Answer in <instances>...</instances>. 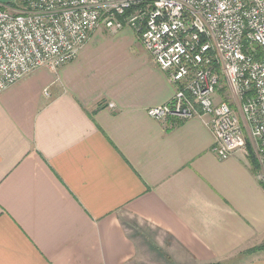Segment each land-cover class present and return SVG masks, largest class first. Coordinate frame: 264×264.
I'll return each instance as SVG.
<instances>
[{"label": "crops", "instance_id": "crops-1", "mask_svg": "<svg viewBox=\"0 0 264 264\" xmlns=\"http://www.w3.org/2000/svg\"><path fill=\"white\" fill-rule=\"evenodd\" d=\"M176 88L125 26L1 93L0 264H144L160 242L187 264H264L249 155L221 159L205 116L147 114Z\"/></svg>", "mask_w": 264, "mask_h": 264}, {"label": "built area", "instance_id": "built-area-1", "mask_svg": "<svg viewBox=\"0 0 264 264\" xmlns=\"http://www.w3.org/2000/svg\"><path fill=\"white\" fill-rule=\"evenodd\" d=\"M12 1L0 3V94L39 68L56 72L74 60L98 28L129 26L177 85L147 114L207 117L221 159L249 155L251 136L264 185V0Z\"/></svg>", "mask_w": 264, "mask_h": 264}, {"label": "rangeland", "instance_id": "rangeland-1", "mask_svg": "<svg viewBox=\"0 0 264 264\" xmlns=\"http://www.w3.org/2000/svg\"><path fill=\"white\" fill-rule=\"evenodd\" d=\"M226 96L230 100L232 99V95L230 93L226 92ZM246 138H247V143L249 146V150H248L249 157L251 156L252 158H255V160L258 163V160L256 158V153H255L254 139H252V137L249 135ZM159 239L162 240V237L160 236ZM157 244H158V247L151 250V254L155 256L149 257V259L147 258L144 264H150L151 261L153 264H187L186 262L183 261V258H182L183 255L182 256L179 255L178 253L179 249L175 247L173 244H169V243L162 244L161 242ZM262 248H264V245ZM167 249L170 251L166 252ZM241 255L235 258H232L231 261L229 262L213 263V264H242L243 262H241L242 261Z\"/></svg>", "mask_w": 264, "mask_h": 264}, {"label": "trees", "instance_id": "trees-1", "mask_svg": "<svg viewBox=\"0 0 264 264\" xmlns=\"http://www.w3.org/2000/svg\"><path fill=\"white\" fill-rule=\"evenodd\" d=\"M11 3H13V1H10V2H8L7 4H11ZM250 158V162H251V164L253 165V167H254V169L256 170V172H258L259 171V169H260V165H259V163H257V161L255 160V158H252L251 156L249 157ZM254 250H256V249H254ZM253 250V251H254Z\"/></svg>", "mask_w": 264, "mask_h": 264}, {"label": "water", "instance_id": "water-1", "mask_svg": "<svg viewBox=\"0 0 264 264\" xmlns=\"http://www.w3.org/2000/svg\"><path fill=\"white\" fill-rule=\"evenodd\" d=\"M10 1H12V0H0V3H2V4H7V3L10 2ZM255 46L258 47L257 44H256Z\"/></svg>", "mask_w": 264, "mask_h": 264}]
</instances>
